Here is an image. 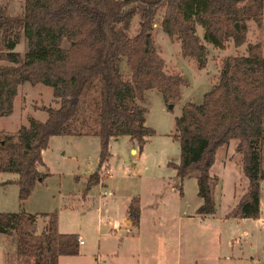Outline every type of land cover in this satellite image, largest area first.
Returning a JSON list of instances; mask_svg holds the SVG:
<instances>
[{"label": "trees", "instance_id": "obj_1", "mask_svg": "<svg viewBox=\"0 0 264 264\" xmlns=\"http://www.w3.org/2000/svg\"><path fill=\"white\" fill-rule=\"evenodd\" d=\"M161 10L160 28L176 36L182 56L203 57L206 49L195 32L202 27L201 39L223 48L231 37L234 46L244 41V21L261 26L263 0H23L18 16L0 17L1 28H20L26 49L12 50L8 39L0 49V117L10 114L16 87L28 82L51 88L57 107H45L44 121L27 118L13 134L0 132V173H15L17 199L25 200L35 182L43 178L36 170L41 150L54 135H91L98 139L97 168L82 187L85 195L99 182L98 170L108 157L111 137L127 136L138 148L154 131L144 123L140 105L146 88L156 89L163 102L179 96L185 80L167 74L163 59L152 39V25ZM137 15L136 30L128 33ZM237 23V28L234 23ZM17 35V31L14 36ZM66 46H61V40ZM124 61L128 77L122 78ZM171 137L179 156L177 182L194 173L202 202L196 213L213 212L211 185L216 181L208 170L216 149L236 140L235 153L241 155L240 170L247 180L245 191L228 212L238 218H258L259 182L264 180V58L257 43H248L246 54L223 57L217 81L198 104L184 102L173 120ZM180 193V191H179ZM127 217L138 220V201L131 198ZM45 230L29 235L26 226L34 215L0 212V234L14 237L18 264H57L59 256L78 253L77 235L58 233L56 211L47 214Z\"/></svg>", "mask_w": 264, "mask_h": 264}, {"label": "rangeland", "instance_id": "obj_2", "mask_svg": "<svg viewBox=\"0 0 264 264\" xmlns=\"http://www.w3.org/2000/svg\"><path fill=\"white\" fill-rule=\"evenodd\" d=\"M22 8L23 0H0V17L3 15L18 16L22 13ZM160 14L161 10H159L152 25L153 42L163 59L165 73L179 74L185 80V84L180 87L178 99L170 103L171 108L168 107L169 103L163 102L161 94L156 89L146 88L143 91L142 100L139 102L145 108L144 124L154 131L143 148L144 159L141 158L142 153L140 159H137L133 158L127 151L128 141L125 136H119L116 141L107 144V150L113 153L114 159L111 162V177L103 178V182L106 189H111L114 192L118 202L126 195H136L138 192L148 200L150 188L153 185L151 177L155 175L166 176L169 172V168L166 167L167 161L178 162V145L171 137L173 120L179 116L181 105L184 102L189 101L198 104L202 94L217 81L223 57L246 54L247 44L257 43L264 58V10L260 27H257L252 19L244 21V41L238 46H234L231 37H228L224 42L223 48L215 47L203 41L201 39L202 27L197 25L195 32L206 49L200 59L180 54L178 38L168 36L161 30ZM136 22L137 15L135 14L128 28L130 35L136 30ZM15 29L8 27L4 31L0 25V49H4L7 40L11 39L14 40L12 50L22 54L26 49L25 39L20 28L16 30L17 37H15ZM60 44L64 47L67 43L62 39ZM0 63L9 64L10 62L0 59ZM120 71L122 78L128 77L127 67L123 60L120 62ZM21 97H24L23 101H21ZM57 104L58 101L52 100L49 86L40 83L33 86L28 82L20 83L12 101L11 113L0 117V132L15 133L21 126L20 124H26V114L31 115L28 117L43 121L41 119L44 118V111L34 109L53 108ZM233 141L230 140L217 149L213 164L209 168V173L216 174L219 179L214 193L218 217L225 213L224 211L228 206L230 207L235 193L231 180L236 178L237 167L232 160H227V157L233 152ZM44 150L42 160L49 174L42 178L41 182H36L24 203H18L17 188L14 182L0 183V212L22 211L37 215L38 218L31 225L26 226V232L29 235H38L45 230L46 226L42 220L45 218L43 214L56 211L57 217H59V228L66 232H78L84 243L79 247V250L83 252L82 257L62 260L59 264H173L169 259L156 256L155 250H159L160 240H155V238L138 239L129 230H127L128 232L123 231L119 239H116L117 237L107 238L104 235L97 236L99 234H97L95 203L90 201L85 204L81 203V206L80 202L76 201L81 197V187L84 185L86 177L97 168L98 140L96 136H55L48 141ZM262 163L264 169V158ZM100 170L101 168L98 171L100 172ZM41 171L43 172L44 169ZM10 175L0 174V180L9 179ZM104 175L105 171L100 174L101 177L99 176V178ZM260 182L259 195L264 200V180ZM99 183L92 186V193L95 194L98 191ZM236 187L238 188L237 182ZM68 195H73L76 204L74 202L70 205L67 204L65 198ZM187 195L192 200L196 198L194 194H191V191H187ZM118 202L116 203L118 204ZM105 211L112 212L108 206L105 207ZM261 217L264 221V208ZM223 229L224 246H227L226 241L229 242L230 237L237 236L240 230H245L248 233V238L243 245V254H237V248L233 244L232 254L235 259L231 260L232 264H264V227L260 224L244 226L231 222L223 223ZM115 242H118L120 253L108 256L110 252L108 251V244ZM14 245L13 236L0 234V264H18L14 256ZM191 245L194 253L200 254L201 245L195 241V238ZM228 250L227 248V252ZM227 252L225 251V254ZM102 254H108L105 263H100ZM224 264L230 263L225 262Z\"/></svg>", "mask_w": 264, "mask_h": 264}, {"label": "crops", "instance_id": "obj_3", "mask_svg": "<svg viewBox=\"0 0 264 264\" xmlns=\"http://www.w3.org/2000/svg\"><path fill=\"white\" fill-rule=\"evenodd\" d=\"M17 87H16V92H17ZM23 98L24 97H21L22 99L21 101H23ZM52 100L58 101V99L53 97ZM34 110H42V109L40 108ZM28 115L29 114L25 115L26 124H20V125L23 126L27 125ZM45 119H46V113L44 115V118L41 120L44 121ZM55 136H60V135L51 136L49 137L48 141H50ZM118 137L109 138L108 145L110 142L116 141ZM125 137L127 138L128 141L127 151L133 156V158L140 159V154L142 153L141 158L144 159L143 157H145V153L143 148L145 147L146 142L148 141L150 136L146 137L145 143L141 147L140 151H138V148L134 142L129 141L127 136ZM232 143H233L232 144L233 152L227 157V160L228 161L232 160L235 166L237 167L236 178L231 180V184L232 187L234 188L235 193L233 194L232 203L230 207L228 206L226 211H224L225 213L220 217H218L216 214V207L214 201L215 198L214 193L218 186L219 179L216 174L209 173V170H208L209 176L216 178V181L211 185V194L213 200V212L211 214L201 215L196 213V209L201 204L202 200L200 197L196 195L197 187H196L194 173L188 174L179 183L174 179L175 170L169 167L167 164L166 167L169 168V172L166 176L155 175L151 177L153 179L151 181L153 182L152 183L153 185L150 188L151 191L148 195L149 198L148 200H146L145 197L138 192L136 193V195L133 194L126 195L120 202L116 201V195L114 194V192L111 191V189L109 190L106 189L105 188L106 185L103 182V178L111 177V172H112L111 162L113 161L114 158H113V153L110 150L108 151V157L106 161H104L100 166V168L102 167L105 168V175L99 179L100 188L95 194L92 193L93 187H91L90 190L85 195H82V191H81L80 192L81 197L80 199H76V201L77 202L79 201L80 204L89 203L90 201L95 203L97 234H99L97 236L104 235L107 238L117 237L116 239H119V237H121L120 235L123 233V231H125L124 225H126V229L131 231L132 234L135 235L138 239L145 240L147 238L152 237L155 238V240H160L158 246L159 250H155L156 256L162 257L164 259H169L173 264H197L198 262H200V264H203L205 262L211 264H224L225 262H229L230 264H232L233 262H231V260L235 259L232 254L233 244H235V248H237L236 253L239 255L243 254V250H244L243 245L245 243L244 241L248 238V233L245 230H240L238 232V235L235 237L234 236L230 237L229 242L226 241L227 246H224L225 241H223L222 239V237L224 236L223 223L234 222L235 224H243L244 226H248V224L250 225L260 224L262 227H264V221L261 217V213L264 208V200L260 197V195H259V206H258V210H259L258 218L256 219L238 218L228 215V212L237 203L240 195L245 191L247 186V180L246 178H244V176H242L241 174L242 172L240 170L241 155L239 153L234 152L236 140H234ZM220 147H222V145L219 146L218 148ZM44 152H45L44 149L41 150L40 152L41 164L36 166V170L41 174H43V178L49 174L46 170V165L42 160ZM168 162L169 161H167V163ZM41 169H44V171L42 172ZM0 174H4V172ZM6 174H11L10 175L11 177L6 180H0V183L4 184L8 182H14L17 178V175L15 173H6ZM41 180L42 179L37 180L36 182H41ZM236 182L238 188L236 187ZM103 191L108 192L109 194L102 195ZM187 191L188 192L191 191V194H194L196 198L194 200L190 199L189 196L187 195ZM134 197L137 198L138 211H139L136 225L131 224V221L128 219L126 212L129 201L131 200V198ZM73 199H74L73 195L71 196L68 195V197L65 198V200H67L68 205H70V203L73 202L76 204V202ZM25 201L26 199L23 201L18 200V203H24ZM116 202H118V204ZM106 206H108L111 209L112 211L111 213L105 211ZM8 212H18V211H8ZM25 213L32 214L29 212H25ZM47 214L49 213H44L43 215L45 218L44 219L41 218L44 224H46L47 222V218H48ZM37 218L38 216L34 215V220ZM56 230L58 233H72V232H66L64 231V229L62 231V229L59 228V217H57V212H56ZM73 233L76 234L77 237H80L82 239V236L78 232H73ZM194 238L195 241H197L201 245L200 254L198 255L194 253V249L191 245V243H193L194 241ZM241 239L243 240L242 241L243 243L240 241ZM83 244L84 243L82 241V244L80 245ZM80 245L78 246V253L75 256H59L57 260V264H59L62 260L66 261L69 258L82 257L83 252L79 250ZM108 247H109L108 251H110L109 255L102 254L100 263L106 262L107 255L112 256V255H118L120 253L118 242L110 243L108 244ZM144 248H146V246H144ZM227 248L230 250V252L229 250L227 252ZM146 251L148 252L149 250L147 249ZM225 251L227 252L226 254Z\"/></svg>", "mask_w": 264, "mask_h": 264}, {"label": "built area", "instance_id": "obj_4", "mask_svg": "<svg viewBox=\"0 0 264 264\" xmlns=\"http://www.w3.org/2000/svg\"><path fill=\"white\" fill-rule=\"evenodd\" d=\"M103 171H105V168L102 167L101 170H100V172L98 173L99 176H100L101 173H103ZM105 194H109V193L103 191V192H102V195H105ZM124 226H125V228H126V225H124ZM125 231H127V229H126ZM77 244H78V245L82 244V239H81L80 237H77Z\"/></svg>", "mask_w": 264, "mask_h": 264}, {"label": "water", "instance_id": "obj_5", "mask_svg": "<svg viewBox=\"0 0 264 264\" xmlns=\"http://www.w3.org/2000/svg\"><path fill=\"white\" fill-rule=\"evenodd\" d=\"M234 24H235V27L237 28V23L235 22ZM198 59H200V57H198ZM171 106H172V105L169 103V104H168V107L171 108Z\"/></svg>", "mask_w": 264, "mask_h": 264}]
</instances>
